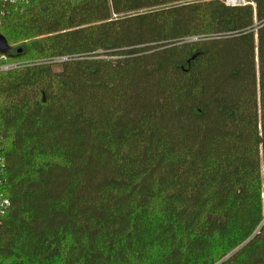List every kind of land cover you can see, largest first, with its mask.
Masks as SVG:
<instances>
[{"label":"trees","instance_id":"16d2710c","mask_svg":"<svg viewBox=\"0 0 264 264\" xmlns=\"http://www.w3.org/2000/svg\"><path fill=\"white\" fill-rule=\"evenodd\" d=\"M0 35V264H264V0H0Z\"/></svg>","mask_w":264,"mask_h":264},{"label":"built area","instance_id":"2783aa9c","mask_svg":"<svg viewBox=\"0 0 264 264\" xmlns=\"http://www.w3.org/2000/svg\"><path fill=\"white\" fill-rule=\"evenodd\" d=\"M1 1L12 3V2H15L17 0H1ZM243 2H244V0H240V1H237V2H234V3L230 2L229 0H225V3L228 4V5H238V4H242ZM15 66H16L15 63L7 62V58L5 57L4 53L0 54V71H5V70L11 69V68H13ZM7 204H8V200L0 199V208L2 206L3 207L6 206Z\"/></svg>","mask_w":264,"mask_h":264},{"label":"water","instance_id":"95a60500","mask_svg":"<svg viewBox=\"0 0 264 264\" xmlns=\"http://www.w3.org/2000/svg\"><path fill=\"white\" fill-rule=\"evenodd\" d=\"M7 49H8L7 42L5 38L2 35H0V52L4 53L6 52Z\"/></svg>","mask_w":264,"mask_h":264},{"label":"bare ground","instance_id":"6f19581e","mask_svg":"<svg viewBox=\"0 0 264 264\" xmlns=\"http://www.w3.org/2000/svg\"><path fill=\"white\" fill-rule=\"evenodd\" d=\"M229 1L234 3V2H237V1H240V0H229Z\"/></svg>","mask_w":264,"mask_h":264}]
</instances>
